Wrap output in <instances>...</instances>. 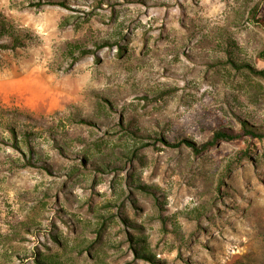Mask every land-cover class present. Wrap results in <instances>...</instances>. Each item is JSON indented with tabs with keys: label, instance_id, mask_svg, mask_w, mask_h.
Returning <instances> with one entry per match:
<instances>
[{
	"label": "rangeland",
	"instance_id": "rangeland-1",
	"mask_svg": "<svg viewBox=\"0 0 264 264\" xmlns=\"http://www.w3.org/2000/svg\"><path fill=\"white\" fill-rule=\"evenodd\" d=\"M254 6L0 0V264H264Z\"/></svg>",
	"mask_w": 264,
	"mask_h": 264
},
{
	"label": "trees",
	"instance_id": "trees-1",
	"mask_svg": "<svg viewBox=\"0 0 264 264\" xmlns=\"http://www.w3.org/2000/svg\"><path fill=\"white\" fill-rule=\"evenodd\" d=\"M53 1L61 2V3L66 2V0H36V1L31 0V2H34V4H37V5H40L42 2H53ZM257 12H258L257 7L256 6L252 7L251 8V17L256 19V21H258V22L264 23L263 17L262 18H256ZM78 49L82 50L81 47H79ZM83 51L85 52V50H83ZM257 73L264 78V70H260ZM130 129H131V127H130ZM254 129H256V128H254V126H250L248 124H246L244 129L239 131V132H235L232 129L227 128V127H221L218 130H216L213 138L206 141V142L200 143L199 145L194 144L190 140H187V142L193 147L195 152L200 153L203 150H205V149L213 146L214 144H216L219 140H231V139L239 138L243 134H248V133L262 135V133H257V131H255ZM132 130L139 133V131L136 128H132ZM96 166H98L99 168L102 167L100 163L96 164ZM139 254H141L143 256H151L150 253H145L144 251H139Z\"/></svg>",
	"mask_w": 264,
	"mask_h": 264
}]
</instances>
